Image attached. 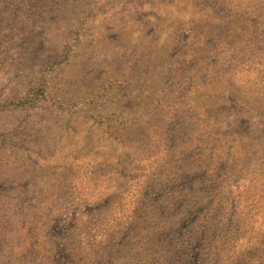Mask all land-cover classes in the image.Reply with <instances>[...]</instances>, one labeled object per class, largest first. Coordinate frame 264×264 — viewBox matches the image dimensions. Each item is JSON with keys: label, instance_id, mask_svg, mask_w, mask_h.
<instances>
[{"label": "rangeland", "instance_id": "rangeland-1", "mask_svg": "<svg viewBox=\"0 0 264 264\" xmlns=\"http://www.w3.org/2000/svg\"><path fill=\"white\" fill-rule=\"evenodd\" d=\"M0 264H264V0H0Z\"/></svg>", "mask_w": 264, "mask_h": 264}, {"label": "trees", "instance_id": "trees-1", "mask_svg": "<svg viewBox=\"0 0 264 264\" xmlns=\"http://www.w3.org/2000/svg\"><path fill=\"white\" fill-rule=\"evenodd\" d=\"M172 258H173V257H172ZM172 258H171V259H172ZM177 262H179V261L177 260Z\"/></svg>", "mask_w": 264, "mask_h": 264}]
</instances>
